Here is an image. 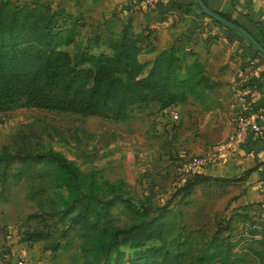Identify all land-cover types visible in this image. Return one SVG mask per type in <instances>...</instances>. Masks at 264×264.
<instances>
[{"label":"trees","instance_id":"1","mask_svg":"<svg viewBox=\"0 0 264 264\" xmlns=\"http://www.w3.org/2000/svg\"><path fill=\"white\" fill-rule=\"evenodd\" d=\"M200 10L204 13L201 7ZM57 12L32 3L0 0V112L25 106L123 120L131 115L130 108L135 104L153 102L159 109L169 111L189 97L203 99L204 89L215 84L201 62H184L174 45L161 49L150 61L139 60L141 37L129 30V25L116 36L101 37L108 50H93L100 40L93 37L90 48H84L75 63L59 45L73 41L84 21L77 16L73 19L76 23L64 25L57 19ZM218 12L238 23L228 13ZM10 160L33 169L38 166L39 183L32 187L31 194L41 193L46 187L53 190L45 195L50 209L38 213L47 212L59 220L66 218L68 225L80 230L85 264H264V250L251 242L256 228L262 235L259 242H264V221L253 203L235 209L231 213L235 214L220 223L208 242L187 261L179 245L172 250L163 236V210L174 196L185 198L199 183L241 180L250 168L226 178L195 170L175 188L168 202L153 206L145 199L134 201L123 178L100 179L96 169L82 170L73 159L51 148L34 151L1 146V185ZM116 202L123 203L128 211L129 223H113L111 208ZM233 217H239L244 225L233 227ZM41 234L36 229L29 235L26 231L25 240L42 239ZM243 234L251 235L247 238ZM184 235L177 243L186 241L189 235ZM151 239L160 243L147 244ZM128 242L132 249L126 261L121 246Z\"/></svg>","mask_w":264,"mask_h":264},{"label":"rangeland","instance_id":"2","mask_svg":"<svg viewBox=\"0 0 264 264\" xmlns=\"http://www.w3.org/2000/svg\"><path fill=\"white\" fill-rule=\"evenodd\" d=\"M10 1L57 9V19L64 25L76 23L73 19L77 16L82 18L84 24L74 40L59 45L75 63L80 53L85 52L83 49L92 45L88 25L93 15L89 13L93 10L91 6L97 5L95 0ZM188 101L177 106L179 117L175 121L170 119L168 111L159 109L153 102L131 106V117L126 120L13 106L0 112V148L6 145L10 150L17 147L58 150L82 170L96 169L100 179H125L128 194L134 201L145 199L153 206L164 205L175 188L189 177L187 164L191 157L217 151L222 141L219 134L226 126L225 122L209 125L213 131H219L203 147L198 137L210 133L204 124L205 110L199 104L193 107ZM8 165L4 184H0V252L9 244L33 264H85L80 230L68 225L66 218L59 220L49 217L47 212L38 213L50 209L45 195L53 191L46 187L41 193L31 194L32 187L39 183L38 166L33 169L15 160H10ZM232 191L228 183H199L189 198L175 196L163 210L165 241L172 250L179 245L184 261L201 250L216 227L235 211L237 205L233 203L238 195ZM111 217L117 224L131 221L121 202L111 208ZM237 220L236 217L231 220L235 228L241 225L240 219ZM10 225L20 231L15 239ZM33 229L43 233L34 248L31 240L25 242L26 231L29 235ZM183 233L189 236L184 243H177L186 236ZM158 243L157 239L147 241L149 245ZM121 248L128 261L132 244L128 242Z\"/></svg>","mask_w":264,"mask_h":264},{"label":"crops","instance_id":"3","mask_svg":"<svg viewBox=\"0 0 264 264\" xmlns=\"http://www.w3.org/2000/svg\"><path fill=\"white\" fill-rule=\"evenodd\" d=\"M95 2L97 5H92L93 10L89 11L93 15L89 20L88 29H91L90 40H93V37L100 40L93 50H108L101 43V37L116 36L125 25H129V30L141 37L139 60L150 61L161 49L174 45L184 62L198 60L202 63L205 73L215 84L212 88L204 89L203 99H187L193 107L199 104L198 107L205 110L204 124L210 133L198 137L199 144L204 147L219 131H213L209 125L225 122L226 126L221 130V135L219 134L222 141L215 151L218 157L200 167L198 171L226 178L238 176L250 168L246 177L241 180L214 181L228 183L233 194L238 195L233 203L237 205L235 209L252 202L264 221V130L261 134L250 131L246 138L232 149L224 147L237 113L244 106L254 108L264 102V57L241 33L216 23L212 17L202 13L196 0H155L149 5L141 0ZM203 2L214 10L228 13L264 43V0ZM130 117L131 115L128 118ZM190 195L191 193L185 199ZM239 219L238 217L237 221ZM242 225L243 222L236 228H241ZM9 227L12 238L15 239L20 231L15 225ZM243 235L250 238L251 234ZM261 236L256 228L252 235L254 240L251 242L254 246L261 245L259 248L264 250V242H259ZM27 241L30 240H25ZM39 241L41 239L31 240L33 248Z\"/></svg>","mask_w":264,"mask_h":264},{"label":"built area","instance_id":"4","mask_svg":"<svg viewBox=\"0 0 264 264\" xmlns=\"http://www.w3.org/2000/svg\"><path fill=\"white\" fill-rule=\"evenodd\" d=\"M142 3L152 4L155 0H141ZM169 116L176 120L179 117L177 109L170 108ZM264 130V102L254 108L244 106L235 117V123L226 138L224 147L234 148L238 142L245 139L250 131L261 134ZM218 156L215 152L193 156L187 164L189 172L197 170L198 167L215 160ZM0 264H33L24 254L17 253L15 248L8 244V247L0 252Z\"/></svg>","mask_w":264,"mask_h":264},{"label":"water","instance_id":"5","mask_svg":"<svg viewBox=\"0 0 264 264\" xmlns=\"http://www.w3.org/2000/svg\"><path fill=\"white\" fill-rule=\"evenodd\" d=\"M201 9L204 11L205 14L209 15L210 17L214 18L215 20L227 25L245 36V38L250 41L256 49H258L264 55V46L243 26L240 24L224 17L218 11L213 10L209 6H207L203 0H196Z\"/></svg>","mask_w":264,"mask_h":264}]
</instances>
